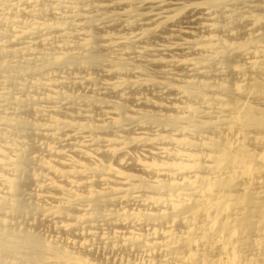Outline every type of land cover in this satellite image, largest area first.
I'll use <instances>...</instances> for the list:
<instances>
[{"label": "bare ground", "instance_id": "1", "mask_svg": "<svg viewBox=\"0 0 264 264\" xmlns=\"http://www.w3.org/2000/svg\"><path fill=\"white\" fill-rule=\"evenodd\" d=\"M0 264H264V0H0Z\"/></svg>", "mask_w": 264, "mask_h": 264}]
</instances>
